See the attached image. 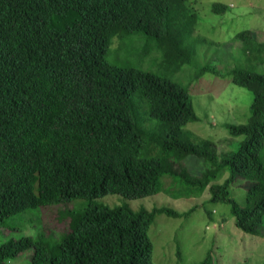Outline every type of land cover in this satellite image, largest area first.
Instances as JSON below:
<instances>
[{"label": "trees", "instance_id": "16d2710c", "mask_svg": "<svg viewBox=\"0 0 264 264\" xmlns=\"http://www.w3.org/2000/svg\"><path fill=\"white\" fill-rule=\"evenodd\" d=\"M187 2L0 0V228L38 207L109 194L141 199L177 187V199L208 191L212 203L230 207L239 230L264 237V42L252 31L236 36L252 67L227 76L253 101L246 123L228 125L232 137H244L239 148L219 154L186 129L199 118L189 88L169 75L195 56L189 38L198 20ZM131 35L162 53V72L108 60L113 39ZM208 72L219 74L205 66L196 78ZM189 158L203 161L200 174L189 170ZM243 181L250 185L239 196ZM195 210L90 203L60 217L69 225L57 242L10 239L0 264L29 250L31 264H155L149 229L156 217ZM199 264H213L212 255Z\"/></svg>", "mask_w": 264, "mask_h": 264}, {"label": "rangeland", "instance_id": "374dc122", "mask_svg": "<svg viewBox=\"0 0 264 264\" xmlns=\"http://www.w3.org/2000/svg\"><path fill=\"white\" fill-rule=\"evenodd\" d=\"M215 4L228 6V11L214 12ZM187 7L198 20L194 34L189 38L195 47V56L179 72L170 71L169 75L175 82L189 88L199 118L186 129L200 140L214 142L219 154L231 153L239 148L244 137H232L228 125L248 121L253 94L235 85L227 74L236 68L252 67L243 53L242 42L236 36L252 31L254 38L264 42V0H188ZM161 57V52L147 46L144 36L131 35L113 39L108 60L162 72ZM205 66L212 67L219 74L208 72L197 79V71ZM259 71H264V67H259ZM134 98L140 101L138 94ZM186 165L192 173L200 174L204 170L200 159L189 158ZM227 176L228 173L222 181ZM171 179L168 177L165 182ZM249 185L250 182L246 181L235 185L239 196ZM179 191V188L171 187L163 193L141 199L109 194L93 201L76 199L38 207L12 217L5 227L0 228V249L10 239L24 236H44L51 243L59 241L69 225L68 219L60 221V217L68 210H79L90 203L110 208L127 205L135 212L167 207L186 213L196 208L190 216L180 219L166 214L156 217L149 229L155 264H199L209 253L213 264H264V237L239 230L228 205L212 203L208 191L202 196L177 199ZM261 233L264 236V229ZM32 254L33 250L26 251L10 264H31Z\"/></svg>", "mask_w": 264, "mask_h": 264}]
</instances>
